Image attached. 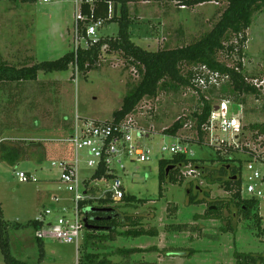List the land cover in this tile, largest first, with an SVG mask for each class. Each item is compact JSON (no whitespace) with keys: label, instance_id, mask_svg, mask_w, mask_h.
<instances>
[{"label":"rangeland","instance_id":"obj_1","mask_svg":"<svg viewBox=\"0 0 264 264\" xmlns=\"http://www.w3.org/2000/svg\"><path fill=\"white\" fill-rule=\"evenodd\" d=\"M80 1L0 0V63L32 65L58 59L70 51ZM130 3L129 12L134 17L131 39L149 51L189 43L212 28L226 5L224 0L192 7H180L177 0H130ZM117 31V23L108 21L96 29V36H114ZM246 35L241 62L248 78L251 77L249 81L260 84L264 80V11L253 16ZM218 59L233 65L238 56L225 51L219 53ZM139 78L122 53L104 49L94 70L88 73H75L70 67L49 73L39 71L36 81L0 85V147L28 148L31 155L22 156L16 163L0 159V224L3 223V236L12 255L29 264H81L79 260L85 252L108 258L113 264H234L235 252L264 255V231H260L264 230V197L258 199L262 219L259 228L252 218L243 217L230 192L204 178L202 170H217L219 164L209 160L211 149L197 144L192 115L199 110L200 99L189 87L160 90L156 97H144L128 115L136 129L133 130L136 142L150 150V154L145 162L124 160L125 170L120 172V177L126 195L148 201L111 205L121 215L117 232L136 225L153 232L152 235L121 234L108 241L102 237L106 231L96 230L100 238L90 239L87 234L91 232L83 233L79 249L74 243L35 238L31 220L46 209L51 213L45 219L52 222L61 215L71 216L72 195L59 182L62 168L58 165L67 155L58 140L66 137L70 119L77 113L84 118L111 120L126 92ZM218 87L217 82L201 90L204 96L211 95L216 104L222 96ZM230 98L244 100L242 104L234 101L238 114L233 138L230 137L231 146L246 148L245 153L241 152L243 155L239 153L243 160L244 186L247 176L244 166L249 152L264 159V95ZM177 120H181L182 127L169 135L165 130ZM137 130L143 133L139 138ZM175 137L188 143L193 157L205 160L197 163L201 165L197 169L192 163L181 165L183 181L162 184L160 195L158 160L171 156L161 148L174 144ZM259 167L264 169V163ZM78 170L80 178L92 174L84 162L79 163ZM19 171L25 172L29 179L20 182L16 176ZM192 195L203 201L191 203ZM242 197L251 198V195L243 191ZM219 203L222 205L216 215L204 217L209 204ZM173 224H184L186 229L173 231ZM85 242L89 246L86 249ZM123 249L141 251L128 254ZM0 264H5L1 248Z\"/></svg>","mask_w":264,"mask_h":264},{"label":"trees","instance_id":"obj_2","mask_svg":"<svg viewBox=\"0 0 264 264\" xmlns=\"http://www.w3.org/2000/svg\"><path fill=\"white\" fill-rule=\"evenodd\" d=\"M16 1V0H12ZM22 2L35 0H20ZM81 0L80 10L85 17L80 21L78 26L80 32L84 35L86 26L91 21L103 20V24L108 21H115L118 31L114 36L97 37L95 43L90 44L87 48H79L75 53L73 49L68 51L62 57L55 60L41 61L32 65L16 66L0 63V85L2 84H18L27 81H36L38 72L49 73L53 71L67 70L69 67L74 69L77 67L78 72L88 73L94 70L99 62L100 54L105 49L106 52H120L125 59L132 65L139 74L138 83L129 88L123 97L119 109L112 113L111 123H118L126 116L132 114L138 103L144 97H156L160 90L177 91L181 87H189L195 90L200 99V108L193 112L194 128L198 136L197 144L206 146L211 149L212 154L209 160L219 164L218 169L202 170V174L208 183H217L221 185L226 192H230L231 199L238 206L243 217L252 218L255 224L260 228L261 217L258 213V199L243 198L241 194L242 187V170L243 160L240 154L246 151V148L233 147L231 145H221L220 147L207 146L204 144V126L208 121L209 114L215 105L212 96H204L201 88L197 86L196 79L199 75H204V70L218 74L219 87L222 96L220 100L236 101L242 104L244 101L232 100L230 97H246L253 96L257 98L264 95V90L255 87L249 81L245 68L241 62L244 57L245 43L247 42L246 30L252 23L253 16L264 11V0H224L225 7L221 11L217 21L212 28L206 32L194 37L189 43L174 48H163L156 51L143 49L131 39V26L133 18L129 12V0ZM213 0H177L178 4L183 7H192L197 4L210 2ZM217 1V0H214ZM111 9V12H109ZM235 53L238 60L235 64L229 65L218 59L221 52ZM208 80L207 75H204ZM214 88V87H213ZM211 87V89H213ZM224 93H227L223 95ZM233 95V96H232ZM235 103V102H234ZM258 128V124H254ZM182 127L181 120L175 121L165 132L174 135ZM149 135V134H148ZM2 147V148H1ZM0 147V159L2 161L17 162L22 156L27 155L29 158V150L18 147ZM40 152V151H38ZM240 153V154H239ZM245 153V152H244ZM33 155V154H32ZM253 152H249L247 162L260 161L264 163V159L254 156ZM25 159V158H24ZM205 159L189 157L184 154H172L170 158H162L158 160V177L160 181V191L162 194V184L182 182L180 166L183 164H194V168H200L197 164ZM168 172L166 174V169ZM104 171L100 170L95 176L100 177ZM178 176L180 178H178ZM111 178V175L105 176ZM95 193L94 189L91 190ZM190 192V191H189ZM205 195H209L205 192ZM86 200L82 205H87V215L84 219V234L91 232L88 237L90 239L100 238L96 230L106 231V235H102L108 241L115 239L116 235L124 234L127 237H139L142 235H152L153 232L143 228H137L134 225L123 232H117V227L121 225V215L116 212L112 205L114 202L108 196L106 198ZM147 199H138L135 196L123 195L120 202L126 205H134L135 203H145ZM191 203L202 202L197 200L194 195L190 197ZM231 201V200H230ZM215 205V206H214ZM209 204L206 208L204 217H209L220 210L222 203ZM228 205V204H227ZM214 206V208H210ZM1 215V210H0ZM31 226L36 230L38 223L31 220ZM134 224V223H133ZM90 226V228H88ZM3 223L0 224V248L3 254L5 264H29L12 255L10 245L6 237L3 236ZM258 228V229H259ZM171 229L174 231H182L186 229L184 224H173ZM102 231V232H103ZM264 231V230H260ZM258 233V231L256 232ZM264 235V232H262ZM38 241L40 238L35 237ZM264 238V237H262ZM85 242L84 249L89 247ZM124 253H133L141 251L138 249H123ZM234 264H264V255L254 256L246 252H235ZM96 253L85 252L80 258L81 264H113L108 258H98ZM97 259V260H96ZM134 264H152L148 262H135Z\"/></svg>","mask_w":264,"mask_h":264},{"label":"built area","instance_id":"obj_3","mask_svg":"<svg viewBox=\"0 0 264 264\" xmlns=\"http://www.w3.org/2000/svg\"><path fill=\"white\" fill-rule=\"evenodd\" d=\"M80 4L76 10L73 36L72 49L75 53L79 48H87L90 44L95 43L97 41L96 29L103 25V20L91 21L86 26L83 35L78 26L79 22L85 19L81 14ZM202 69L204 75H207L209 79L207 80L204 75H199L196 79L197 86L205 89L210 84L216 85L218 74L205 68ZM73 72L78 73L77 67H74ZM253 85L264 90V80H260V84L254 82ZM235 107L237 108V105L228 99L221 100L213 106L203 128L205 145L213 147L231 145L230 139L233 138L232 133L238 114V110L237 113L234 112ZM70 123L66 137L58 140L67 152L58 165L62 168L59 182L72 195L71 216L67 218L65 215H61L55 222H52L45 219L51 213L50 209H46L41 213V216L35 219L39 226L34 230V234L40 239L49 237L66 243H74L76 249H79L85 229L84 219L87 215L85 210L88 207L82 203L95 199L93 204L95 206L97 199L108 196L114 203L120 202L125 194L120 177V172L125 170L124 160L133 159L135 162H145L149 160L150 150L142 148L136 142L133 136L135 128L130 116H126L118 123H111L109 120L99 121L84 118L75 113L70 119ZM137 131L139 138L143 133ZM175 138L174 144L162 147L161 151L171 153V155L184 154L193 157L188 143ZM80 162H84L87 168L92 169L90 176L80 178L78 170ZM259 164L261 162L256 160L245 164L246 184L241 187V194L245 191L256 199L264 197V169L260 168ZM100 170L104 171L103 175L95 176ZM106 174L111 175V178H106ZM16 176L20 182L29 179L26 173L21 171L16 172ZM92 189L95 193L91 191ZM55 201H58V198H55ZM62 210L65 211V208Z\"/></svg>","mask_w":264,"mask_h":264},{"label":"water","instance_id":"obj_4","mask_svg":"<svg viewBox=\"0 0 264 264\" xmlns=\"http://www.w3.org/2000/svg\"><path fill=\"white\" fill-rule=\"evenodd\" d=\"M215 109H217V107H215ZM234 112L237 113V108L235 107L234 108ZM168 172V168L166 169V174ZM210 208H214V206H211ZM88 228H90V226H88Z\"/></svg>","mask_w":264,"mask_h":264},{"label":"crops","instance_id":"obj_5","mask_svg":"<svg viewBox=\"0 0 264 264\" xmlns=\"http://www.w3.org/2000/svg\"><path fill=\"white\" fill-rule=\"evenodd\" d=\"M89 2L91 3V0H90ZM130 4H131V3H130V0H129L128 3H127L129 9H130V7H129ZM133 18H134V17H133ZM104 25H106V24H104ZM131 28H132V26H131ZM38 164H39V163H38Z\"/></svg>","mask_w":264,"mask_h":264}]
</instances>
